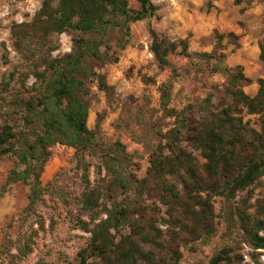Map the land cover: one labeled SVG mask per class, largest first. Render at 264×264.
<instances>
[{
	"label": "trees",
	"instance_id": "1",
	"mask_svg": "<svg viewBox=\"0 0 264 264\" xmlns=\"http://www.w3.org/2000/svg\"><path fill=\"white\" fill-rule=\"evenodd\" d=\"M134 1L136 10L129 0H42L29 22L10 25L11 48L20 64L0 79V161L12 157L16 168L7 174L0 196L11 184L25 186L24 218L34 216L42 202L40 177L52 146L73 148L83 181L89 183L84 159L95 154L101 116L96 130H89L88 83L96 81L105 93L111 89L91 65L116 63L130 45L133 23L160 20L159 7L151 0ZM253 2L264 4L233 0V5ZM147 30L154 64L171 71V80L162 83L159 92L161 108L173 118V125L160 135L139 179L126 172L119 142L112 156H100L106 187L101 195L95 188L80 193L87 221L79 219L76 226L89 236L75 261L66 264H178L183 249L195 252L200 243L215 237L220 223L221 245L206 264H242L241 245L252 253L264 250V197L254 193L264 177V79H256L257 90L250 97L243 88L252 81L242 67L220 65L224 38L238 48V36L232 32L214 31L215 44L206 53L189 52V37L171 40L150 24ZM61 34L71 36L72 49L53 56ZM2 47V62L7 64ZM257 47L264 63V38ZM172 56L215 61L209 70L221 74L223 83L210 85L197 105L170 108L173 80L180 76L170 62ZM29 78L33 81L27 85ZM142 82L154 80L143 76ZM244 115L256 118L257 129L243 121ZM103 196L109 198L105 203ZM24 250L29 251V245Z\"/></svg>",
	"mask_w": 264,
	"mask_h": 264
},
{
	"label": "rangeland",
	"instance_id": "2",
	"mask_svg": "<svg viewBox=\"0 0 264 264\" xmlns=\"http://www.w3.org/2000/svg\"><path fill=\"white\" fill-rule=\"evenodd\" d=\"M41 2L0 0V79L20 64V59L11 48L10 25L13 22H29ZM151 2L159 7L157 14L160 20L145 19L133 23L130 25V45L119 53L118 61L91 65L96 72L103 74L111 89L105 93L97 88L96 81L88 83L90 106L87 128L95 131L98 117L101 116L95 154L86 155L84 159L89 183L86 185L83 181L74 149L56 144L49 149L50 157L40 177L44 194L34 216L24 218L22 214L27 205L26 187L21 183L9 185L0 196V264H66L75 261L77 252L85 246L89 236L76 226L79 219L87 221V216L80 209L79 195L84 189H98L99 195L105 190L107 173L101 167L100 156H112L116 142L124 146L126 172L138 179L144 176L150 152L160 141V135L173 125V118L161 108L159 92V86L171 80V71H161L153 62L148 49V24L171 40L189 37V52L206 53L215 44L214 31L226 34L236 29L238 48L226 43L224 38L222 52L225 58L220 65L241 66L244 76L252 81V84L243 88L244 93L250 97L256 93V79H264V63L258 59L257 47V42L264 38V4L253 2L248 6H234L233 0ZM216 2L219 3L218 7L214 5ZM129 6L134 10L139 8L134 0H129ZM241 8H245L243 13H240ZM2 44L7 50V64L2 62ZM71 49V36L61 34L59 48L52 55H63ZM170 62L180 74L173 80L170 108L179 110L186 104L197 105L205 97L210 85H220L224 81L221 74L209 70L216 65L215 61L198 63L196 60L190 62L180 56H172ZM143 76L152 78L154 83L144 84ZM32 81L29 78L27 85ZM255 119L253 116H243V121L257 129ZM14 168V158L5 157L0 161V190L7 174ZM254 193L257 197H264V177ZM108 199V196H103L104 201H101L105 203ZM218 207L219 200L215 199V213H218ZM222 231L223 225L220 223L215 237L200 243L195 252L183 249L178 264H206L221 245L219 235ZM25 245H29V251L24 250ZM241 246L242 264H264V250L252 253L244 245ZM19 249L26 255L22 256Z\"/></svg>",
	"mask_w": 264,
	"mask_h": 264
},
{
	"label": "crops",
	"instance_id": "3",
	"mask_svg": "<svg viewBox=\"0 0 264 264\" xmlns=\"http://www.w3.org/2000/svg\"><path fill=\"white\" fill-rule=\"evenodd\" d=\"M216 7H218L219 6V3L218 2H216L215 4H214ZM231 32H233L234 34H238V31L236 30V29H233Z\"/></svg>",
	"mask_w": 264,
	"mask_h": 264
}]
</instances>
